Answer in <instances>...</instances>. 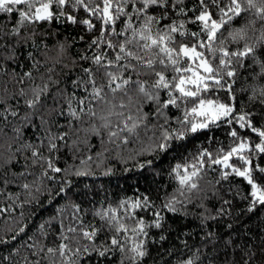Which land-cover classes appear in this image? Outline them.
I'll use <instances>...</instances> for the list:
<instances>
[{
	"label": "snow or ice",
	"instance_id": "obj_1",
	"mask_svg": "<svg viewBox=\"0 0 264 264\" xmlns=\"http://www.w3.org/2000/svg\"><path fill=\"white\" fill-rule=\"evenodd\" d=\"M181 4L183 0H0V14L15 13L17 16L11 29L5 30L0 26V40L8 39L7 44L0 45V48L9 49L10 55L4 57L8 61L16 60L17 47L23 41L16 40L15 44L12 41L26 25L67 21L83 24L90 32L99 25V35L89 45V49L95 48L98 52L91 58L84 57L90 59L94 67L82 70L86 80L73 81L75 88L83 85V91L87 93L83 98L60 88L61 81L52 79V68L41 74L39 84L32 70L22 74L13 73L12 83L19 87L11 92L6 83L0 82V139L7 135L8 129L18 140L22 129L32 126L37 116L40 117L41 127L47 126L48 121L42 113L45 110L55 112L57 103L61 104L59 115L71 117L69 123L74 133L83 130L102 135L103 132L110 142L120 141L124 144L133 137L138 138V129L144 125L145 115L140 111L143 100L156 102L158 116H163L170 106L177 109L183 106V118L177 121L179 128L169 129L166 126L168 120L165 119V124L161 126L163 131L154 138L152 150L159 153L170 151L174 141L185 140L212 126L226 124L231 128L228 135L232 143L227 149L221 147L213 152L205 148L191 161L185 158L183 163H177L171 169L169 175L174 177L179 187L159 208L147 195L122 200L117 207L109 206L93 213L103 222L99 227L79 221L76 226L66 229L71 235L61 232L57 246L47 247L46 253L43 247L40 249L47 257L63 258L61 264H77V258L82 255L89 259L94 255L96 264H102L113 250L124 253V260L134 264L146 255L144 240L134 237L147 236L148 227L161 228V212L179 210L177 205L183 201L178 199L177 194L185 197L200 192L203 173L206 168L213 166H220L222 180L235 177L247 185L248 191L243 199L249 201L248 211H253L257 206L264 207V166L255 161L256 156H264V125L258 127L252 113L243 109L237 111L233 86L228 83L229 80L235 82L237 67L244 66V59L250 56L254 58V63L259 64V75L264 78V60L255 59L258 48L264 50V0H198L199 14L193 19H172L170 12L181 17L187 16ZM80 11L86 14L85 18H79ZM245 13L252 18L241 27L232 29L228 38L222 39L225 26ZM165 20L171 22L164 23ZM257 22L261 24L262 31L250 43L253 37L249 36V32L255 30ZM188 23L196 24L199 31L188 32L185 27ZM177 34L191 36L194 42H178ZM229 40L242 44V47L230 50L225 47ZM32 67L39 71V61L34 62ZM169 69L172 71L171 78L166 75ZM53 87L56 89L55 95H52ZM219 91L228 94L226 100L213 95ZM161 92L167 94V99L161 100ZM50 96L53 107L48 108ZM259 97L264 104V88L259 90ZM251 98H256L255 90ZM64 105L67 106V113ZM85 117L90 127L80 129L76 122L85 123ZM17 123L20 127L15 126ZM233 125L250 130L259 142L252 141L251 137H242ZM67 135L55 134L48 129L46 144L42 142L37 146L26 143L22 149L30 151L33 165L47 166L44 175L49 170L54 173L67 171L57 166L58 157L53 155L60 151L58 141H65ZM2 147L0 145V149ZM12 147V144L8 145L9 149ZM44 147L47 148V156L43 154ZM20 151V148L16 149V153ZM11 159L10 155L3 162L10 163ZM234 159L238 163H234ZM0 160H3L2 151ZM151 163L147 162L149 166ZM83 174L76 172V175ZM29 187L27 183L23 185L24 189ZM63 191L64 188H61ZM74 208L78 213L79 207ZM138 209L152 210L154 219L151 225L137 215ZM223 213L221 207L218 215ZM105 229L110 233L108 239L97 244L99 234ZM209 236L212 234L209 233ZM82 240L89 244L81 245ZM74 242L77 244L75 248L72 247ZM230 244L231 240L226 242V246ZM28 247L31 249L35 245L29 244ZM248 255L251 257L254 254L249 252ZM37 264L40 262L37 261ZM182 264H195V261L189 258ZM244 264H251L250 259L245 260Z\"/></svg>",
	"mask_w": 264,
	"mask_h": 264
},
{
	"label": "trees",
	"instance_id": "obj_2",
	"mask_svg": "<svg viewBox=\"0 0 264 264\" xmlns=\"http://www.w3.org/2000/svg\"><path fill=\"white\" fill-rule=\"evenodd\" d=\"M197 5L198 0H183L180 7L185 8L187 16H177L175 12H170V16L174 20L193 19L199 14ZM78 16L83 19L86 14L80 11ZM251 18L248 13L237 17L225 26L221 38H228L232 29L241 27ZM16 19L15 13L0 14V26L9 30ZM185 27L188 32L199 31L196 24L188 23ZM98 29L99 25L90 32L83 24L67 21L26 25L12 41L13 44L16 40L23 41L17 47L15 61L4 59L10 55V51L0 48V82L6 83L11 92L19 87L12 83L13 73L22 74L32 70L36 83L39 84L41 74L52 68V79L61 81L60 88L67 89L69 93L75 92L78 97L83 98L87 95L83 91V85L75 88L73 81L86 80L82 70L94 67L91 60L84 57L91 58L97 54L98 50L89 49V45L99 35ZM261 31V24L257 22L255 30L249 32V36L253 37L249 42H253ZM176 39L183 43L194 42L191 36L177 34ZM7 43V38L0 40V45ZM225 47L235 51L242 44L229 40ZM255 59L264 60V50L258 48ZM36 61L40 64L39 71L32 67ZM243 65L237 67L235 82L229 80L228 83L233 86L237 111L243 109L252 113L254 122L259 127L264 125V104L259 97V90L264 88V78L259 75L260 67L258 63H254L253 57L245 58ZM166 75L171 78V69ZM254 90L256 98L252 99ZM55 94L56 89L53 87L52 95ZM213 95H218L223 100L228 96L224 91ZM164 99H167V94L161 92V100ZM156 106L155 101L146 99L140 103V111L145 115L144 125L138 129V138L133 137L127 144L120 141L112 143L103 132L102 135H93L83 130L78 134L74 133L69 123L71 117L59 115V103L55 105V112L45 110L42 113L48 121L45 127H41L40 117L37 116L32 126L22 129L18 140L6 129L7 135L0 139V145L3 146L0 149L3 152V160H0V209H5L0 211V264H37V261L40 264H53V261L61 264L63 258L47 257L45 253L47 247H55L60 243L62 231L65 235H71L66 229L76 226L79 221L99 227L103 222L93 215L96 210L117 207L120 201L139 198L141 195L149 196L156 208H159L179 187L174 177L169 175L177 163H183L185 158L191 161L205 148L215 152L221 147L227 149L232 143V138L228 135L231 128L225 124L212 126L185 140L174 141L172 149L167 153L153 151L154 138L159 137L163 131L161 126L165 124V119L168 120L166 126L175 129L180 126L178 119L183 118V106L180 109L170 106L163 116L157 115ZM51 107L50 96L48 108ZM73 107L76 105L73 104ZM64 109L67 113L66 105ZM84 120L83 124L76 122L77 127L89 128L88 118L85 117ZM15 126L20 127L19 123ZM232 127L242 137H251L252 141L259 142L250 130L239 129L238 125ZM48 129L55 134L68 133L65 141H58L61 145L59 153L53 154L58 157L57 166L67 171L54 173L49 170L44 175L47 166L33 165L30 151L23 150L22 145L46 144ZM9 144L13 145L11 149L8 148ZM18 148L21 151L16 153ZM42 151L45 156L48 155L46 147ZM10 155L11 162L4 163ZM148 161L152 162L150 166ZM255 161L264 166V156H256ZM233 162L238 163L235 159ZM141 164L145 166L140 167ZM78 171L85 174L76 175ZM26 183L30 185L29 189L23 188ZM61 188H64L63 192ZM247 191V185L240 178L229 177L228 180H222L220 166L206 168L200 192L185 197L177 194L178 199L183 201L177 205L179 210H163L161 228L148 227L147 236L134 237L144 240L146 251V255L134 264H182V261L189 258L194 259L195 264H244L248 259L251 264H264V207L257 206L253 211H248L249 201L243 199ZM225 201L229 203L225 204ZM74 206L79 207L78 213ZM221 207L224 213L218 215ZM136 213L147 224H152V210L138 209ZM21 228L24 229L23 232L20 231ZM209 233L212 234L211 237ZM109 235L105 229L99 234L96 243L106 241ZM229 240L231 244L226 246ZM29 244H34L35 247L30 249ZM80 244L88 245L89 242L82 240ZM76 246L74 242L72 247ZM42 247L45 253L40 252ZM249 252L254 255L250 257ZM124 256L119 250H113L102 264H122V261L123 264H130L124 260ZM77 264H96V257L93 255L89 259L82 255L77 258Z\"/></svg>",
	"mask_w": 264,
	"mask_h": 264
}]
</instances>
